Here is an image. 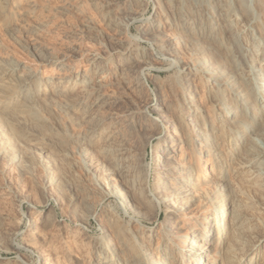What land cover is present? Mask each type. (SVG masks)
Here are the masks:
<instances>
[{
	"label": "bare ground",
	"instance_id": "1",
	"mask_svg": "<svg viewBox=\"0 0 264 264\" xmlns=\"http://www.w3.org/2000/svg\"><path fill=\"white\" fill-rule=\"evenodd\" d=\"M8 1H1V13H6ZM89 2L111 33L114 45L110 50L120 64L108 72L105 58L95 56L88 75L71 77L75 85L83 88L82 95H73L72 84L67 89L66 84L40 88L42 81L28 69L17 64L0 65V179L5 184L2 197L20 202L17 177L31 184L37 178L46 193L55 192L68 204L79 205L81 215L77 218L80 226H86L95 219L96 197L124 196L111 179L100 182L98 191L91 194L81 191L69 176L71 168L79 167L80 158L87 180L97 170L90 151L114 136L99 135L108 125L97 113L111 110L118 102L103 94V76L112 73V84L123 88L126 85L136 94L150 72L168 71L179 60L176 108L162 106L175 136H168L169 141L164 140L154 150L156 157L150 171L141 174L139 170L140 183L147 191L155 170L154 192L162 196L161 202L167 208L161 242L152 250L153 237L144 230L129 229L114 215L105 214L101 223L103 238L93 237L82 245L89 248V264H264V0H154L159 13L155 11L158 14L139 32L140 39L161 45L156 53H130L122 39L124 31L144 11L143 5L127 0ZM35 50L41 63H52L63 70L61 59ZM159 56L167 64L164 69L154 64ZM55 114L80 118L87 124V134L72 136L70 147L61 146L64 141L58 143L56 139L61 128ZM65 120L70 124L69 119ZM125 124L134 128L132 120ZM179 153L188 154L189 161H178ZM204 158L210 163L207 177L197 171V164ZM66 163L69 170L63 169ZM115 166L112 174L121 177L122 170ZM189 210L205 213L200 221H190L185 226L180 240L183 246L175 248L173 229L181 227L174 223L179 214ZM53 216L46 217L50 228L59 226ZM10 219L0 213V234L13 241L18 231ZM38 229L32 227L33 239L15 248L38 249L44 264H51L46 259L57 257L58 247L53 245L51 235ZM73 257L74 264L83 263L82 258Z\"/></svg>",
	"mask_w": 264,
	"mask_h": 264
},
{
	"label": "rangeland",
	"instance_id": "2",
	"mask_svg": "<svg viewBox=\"0 0 264 264\" xmlns=\"http://www.w3.org/2000/svg\"><path fill=\"white\" fill-rule=\"evenodd\" d=\"M9 1L7 6L4 7L6 13H1L0 8V65L17 64L28 69L37 75L40 82L42 81L40 88L54 89L66 84L65 87L67 89L72 84V87H74V90H72L73 95H82L83 88L75 85V81H72L71 77L76 74L82 76L83 73L88 75L91 69V61L95 56H103L105 58L106 64L109 65L105 67L108 72H112L116 65L120 64L119 59H115L110 50L111 45H114L111 33L102 25L98 13L92 8L89 0ZM127 2L139 6L143 5L144 9L137 16V21L123 33L122 39L128 45V50L131 51L130 53H138V51L156 53L161 48V45L140 39L141 34L139 31L148 25L154 19V16L159 13L157 4L154 0H127ZM87 25L90 26V30L87 29ZM139 39L141 42L138 41ZM35 49L46 53L54 59H61L63 70L56 68L52 63H41L36 56ZM159 58L154 64L156 67L164 69L167 64L161 60L162 57L159 56ZM177 62L178 64H176ZM167 63L169 64L170 62ZM177 65H181L179 60H175V64L173 63L168 71L160 73L156 71L150 72L146 76V83L143 82L141 84V91L137 90L138 93L136 94L126 85H123V88L120 84H112L114 83L112 73H106L103 76V82L106 83L103 94L108 98L118 100V102L116 106L112 107L113 109L110 108L111 110H107V112L101 111L97 113L100 118L106 120V126L108 125L107 127L104 126L107 129L99 132V135L104 138L114 136L107 142H104V140H102L103 142L98 141L101 144L96 145L95 148H92L93 151H90L97 170H94L93 174L88 175L87 180H84L83 172L81 171L83 160L80 158L78 160L79 167L75 166L69 170L70 166L66 163L64 164L66 168L63 165V169L69 170V176L74 184H78L77 186L82 189L81 191L84 189L86 193L91 192L93 194L98 191L97 186L100 182H107V179H111L113 185L121 190L120 193L124 194V198L115 194H110L106 197L102 196V198L101 195L98 198L96 197L94 199L95 219L89 220L90 222L86 226H80L79 224L78 218L81 215L79 205H74L78 206V208L70 203L69 205L67 199L60 198L55 192L46 193L37 178L31 184V182H25L17 177V195L21 200L16 203H13L12 199L2 197L5 194V184L0 179V213L8 215L13 222V228L18 231L13 241L4 239L3 235L0 234L1 262L4 264H44V257L38 249L27 251L23 248H15V246L23 247L28 239H33V235L30 236L32 234L31 229L37 226L38 230H44L48 236L51 235L50 237L55 241L53 245L56 248L58 247L57 257H48L46 259L47 262L51 261V264H57V262L74 264L75 258L73 256H75L79 259L82 258L80 259V262H83L82 264H89V248H85L82 245L88 243L91 239L95 238V240H98L103 238L101 223L105 214L114 215L120 223L126 225L125 227L129 229L141 228L144 230L147 236L153 237L154 247L152 246V250L159 246L165 231L164 221L166 220L167 208L161 202L162 196L154 192L156 191L153 180L155 170L152 172L153 175L151 176L148 191L140 183V178L143 171H150L154 167L156 157L154 150L164 140L169 141L168 136H175L168 126L170 123L169 115L162 109V106H168L171 109L176 108L175 95L177 79L179 78L177 75H180L181 69V66ZM68 77L70 78L69 82H64L66 79L68 80ZM154 78H158V80ZM173 87L175 90H173ZM169 88L170 91H168ZM54 112H56V109H54ZM55 115L54 117L61 128L60 131L58 130L60 133H57L56 139L59 141L58 143L64 141V143H60L61 146L70 147V139L76 135L83 137L87 134V131H85L87 130V124L80 118L75 116L66 118L61 114ZM107 117H111L110 120H107ZM65 119H69L70 124L67 125L68 122H65ZM129 120L134 122V128L126 126L125 123ZM62 138L65 140H62ZM189 157L188 154L186 156V154L181 155L179 153L176 159L178 161L181 160V162L184 160L183 162L185 163L186 160L189 161ZM191 159L194 163H197L196 158L191 157ZM204 159L197 164V171L201 172L200 175L202 177H207L208 172L210 173V163L208 159ZM69 162L72 163V161ZM114 166H119L117 168L122 170L123 175L121 177L112 174ZM139 170L142 171L141 174ZM30 186L31 188H29ZM67 191L71 195L72 192ZM149 192H152V194ZM49 195L53 196L50 197ZM44 196L48 199H45ZM135 200L137 201L135 202ZM129 203L131 204L129 205ZM127 205L128 207L132 205L130 208L133 209H129ZM189 211L179 214L180 218H177L176 223H174L181 227L179 230L173 229L176 232L173 238L175 248H182L183 246L180 240L182 241L183 239L182 234H185L183 231L185 226L196 220L200 221V218L205 213L203 210L199 212ZM50 214L54 215L53 217L59 226L54 225L55 228L54 226L50 228L49 221L48 219L46 220L48 215L51 216ZM71 236L74 240L76 239V246H74V240Z\"/></svg>",
	"mask_w": 264,
	"mask_h": 264
}]
</instances>
